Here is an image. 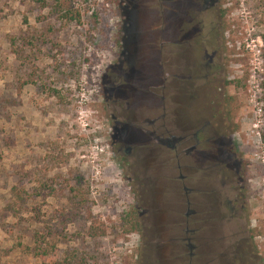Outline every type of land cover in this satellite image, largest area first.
I'll return each mask as SVG.
<instances>
[{"label":"rangeland","instance_id":"obj_1","mask_svg":"<svg viewBox=\"0 0 264 264\" xmlns=\"http://www.w3.org/2000/svg\"><path fill=\"white\" fill-rule=\"evenodd\" d=\"M193 4L180 14L161 13L157 0H0V264L198 262L202 238L179 248L166 234L177 223L151 221L164 216L154 203L180 199L167 176L183 168L170 170L165 147L149 169L110 149L118 145L109 115L121 112L127 79L140 87L123 102L160 114L161 96L167 111L172 102L164 77L186 69L202 70V86L175 102L180 119L209 112L206 90L209 108L227 118L228 145L212 152L237 169L228 192L239 215L223 229L249 224L264 255V0ZM194 39L213 55L210 68L203 52L188 62Z\"/></svg>","mask_w":264,"mask_h":264},{"label":"flooded vegetation","instance_id":"obj_2","mask_svg":"<svg viewBox=\"0 0 264 264\" xmlns=\"http://www.w3.org/2000/svg\"><path fill=\"white\" fill-rule=\"evenodd\" d=\"M157 1L161 13L167 11L168 13L181 12L180 14H183L190 9L195 10L193 4L195 0ZM182 1H189L193 8H179V4L176 3ZM194 42H196L195 39ZM181 43L189 47L187 39L183 38ZM196 45L197 56L188 62L195 65L199 62L198 54L203 52V57L206 59L205 69L210 68L213 64V55H208L202 50L201 44ZM196 71L188 69L171 71L167 77H164V80L168 82L167 84L162 83L160 88L163 92L171 91L172 102L167 111L164 96H161L162 113L160 114H153V110H150V114L144 113L143 108L133 100L123 102L128 101L130 94L135 97L136 88L140 87L137 81L128 78L125 83L128 97L126 100L121 98L122 102H119L121 112L117 113L116 108L113 107L115 113L109 115V120L116 127L113 143L118 145L112 147L110 143V149L112 151L114 148L116 149L117 154L113 153L119 162L132 164L138 161L149 169L158 159V148L165 147L168 153L166 161L170 163V170L183 168L186 172L184 175L180 174L179 178H175L173 173L167 176L172 196L175 191L180 199L177 203L171 200V203L164 204L165 209L154 203L151 206L152 210L162 212L164 216L158 220L151 219V221L154 223L166 221L177 223L180 231L176 230L173 235L166 234H168L169 240L171 237L178 241L179 248L180 245L186 244L192 249L194 246L191 244V239L202 238V249L196 264H264V255L259 251V246L253 242L249 224L243 223L240 229L231 230L235 227L234 222L233 225L230 223V230L223 229L226 227L224 223L227 225L229 222L236 221L239 215L238 209L233 203L237 202V197H235L236 195L231 196L228 192V189L231 193L237 189L233 185L239 180L237 169L232 164L228 165V162L218 159L220 153L212 152V149L219 151L220 147L224 148L228 145V135L222 131V126L227 125V118L216 109L209 108L213 102L210 101L212 94L207 90L205 97L207 109H209L207 114L202 116L201 113L192 121H182L178 111L175 110V102L178 101L180 106L182 96L189 99L197 97L195 89L202 86L201 82L198 83L202 81V70ZM145 90L151 96L156 95L152 89ZM178 125H181L179 130L175 128ZM123 127L126 128L122 130ZM202 143L207 145L206 153H202ZM215 144H219V146L214 148ZM220 152L222 151L220 150ZM196 172H201L197 186L190 181V176ZM144 179L149 180V176ZM180 185L184 190L183 196L178 192ZM155 230L159 235L160 229L156 227ZM179 232H182L183 235H180ZM155 249L157 255L163 254L162 248Z\"/></svg>","mask_w":264,"mask_h":264},{"label":"built area","instance_id":"obj_3","mask_svg":"<svg viewBox=\"0 0 264 264\" xmlns=\"http://www.w3.org/2000/svg\"><path fill=\"white\" fill-rule=\"evenodd\" d=\"M260 110V109H259Z\"/></svg>","mask_w":264,"mask_h":264}]
</instances>
